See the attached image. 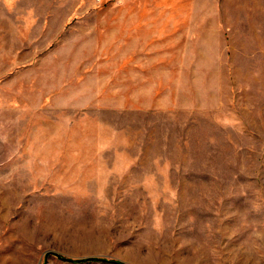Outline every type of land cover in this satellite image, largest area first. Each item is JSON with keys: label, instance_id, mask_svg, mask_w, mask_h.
<instances>
[{"label": "rangeland", "instance_id": "obj_1", "mask_svg": "<svg viewBox=\"0 0 264 264\" xmlns=\"http://www.w3.org/2000/svg\"><path fill=\"white\" fill-rule=\"evenodd\" d=\"M0 264H264V0H0Z\"/></svg>", "mask_w": 264, "mask_h": 264}, {"label": "trees", "instance_id": "obj_2", "mask_svg": "<svg viewBox=\"0 0 264 264\" xmlns=\"http://www.w3.org/2000/svg\"><path fill=\"white\" fill-rule=\"evenodd\" d=\"M48 255H50V254H48ZM52 255L57 257V258H59V259H62V260L71 261V260H67V259H65V258H63L61 256H57V255H54V254H52ZM81 261H101V262H105L104 259H94V258L83 259V260H79L77 262H81ZM112 263H116V262H112Z\"/></svg>", "mask_w": 264, "mask_h": 264}, {"label": "crops", "instance_id": "obj_3", "mask_svg": "<svg viewBox=\"0 0 264 264\" xmlns=\"http://www.w3.org/2000/svg\"><path fill=\"white\" fill-rule=\"evenodd\" d=\"M87 176L85 177V178H87V177H89V174L87 173L86 174ZM90 178V177H89ZM102 179H104L103 177H102ZM111 179V178H110ZM113 179V178H112ZM113 182H115L114 181V179H113ZM113 184V183H112ZM73 185H75L74 183H73ZM84 186V187H88V186H91L92 185V183L90 182V181H87V182H81L80 184H77L76 186Z\"/></svg>", "mask_w": 264, "mask_h": 264}]
</instances>
